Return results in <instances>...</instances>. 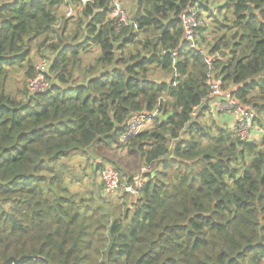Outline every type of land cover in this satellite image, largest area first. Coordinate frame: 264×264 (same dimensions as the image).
<instances>
[{"label":"trees","instance_id":"obj_1","mask_svg":"<svg viewBox=\"0 0 264 264\" xmlns=\"http://www.w3.org/2000/svg\"><path fill=\"white\" fill-rule=\"evenodd\" d=\"M72 1L67 17V0H0V263L264 264V137L211 113L206 61L262 122L264 0H121L128 24L114 0ZM195 2L192 45L181 16ZM43 58L49 87L30 91ZM157 107L122 147L129 120ZM108 166L116 196L99 179Z\"/></svg>","mask_w":264,"mask_h":264},{"label":"built area","instance_id":"obj_2","mask_svg":"<svg viewBox=\"0 0 264 264\" xmlns=\"http://www.w3.org/2000/svg\"><path fill=\"white\" fill-rule=\"evenodd\" d=\"M94 0H81L82 4H86ZM114 17H118L120 22L128 24L130 23L131 14L128 8L121 0L113 1ZM74 8L70 5L65 14L67 17L72 16ZM184 37L192 44L195 45L198 41V29L202 23L201 10L198 2L192 4L186 9L182 16ZM137 28V25H135ZM203 52V49H200ZM173 58L177 56V51L172 53ZM215 57H207L206 61L209 65V71L207 74V83L210 87V94L208 98V104L210 105V111L214 114H221L228 119V129L240 139H250L256 137H264V120L259 122L255 111L246 108L235 97L231 95V92L223 89V81L221 78H216L212 62ZM48 66V60L43 58L38 60L35 65L36 75L28 80V88L33 92H42L49 87V80L45 76V70ZM160 115L159 108H155L152 112L140 113L133 116L120 138V145L127 147L131 139L141 133L143 130L148 129L154 122L155 118ZM230 122V123H229ZM149 166L143 165L140 172L144 173L148 171ZM99 179L105 187V191L110 196H116L121 187L123 186V179L119 172L111 166L103 169L99 174ZM141 179L138 181V187L141 184ZM129 192L134 191L138 194L137 190L131 186H126Z\"/></svg>","mask_w":264,"mask_h":264},{"label":"rangeland","instance_id":"obj_3","mask_svg":"<svg viewBox=\"0 0 264 264\" xmlns=\"http://www.w3.org/2000/svg\"><path fill=\"white\" fill-rule=\"evenodd\" d=\"M38 55V54H37ZM95 53H91V54H88L86 56H84L85 58V61L86 62H89L93 59ZM10 84H11V88L14 89L15 87H21L23 85V75L22 73L18 72H14L11 74V80H10ZM113 157L118 160V161H127V166L129 167H133L132 164H134V161H132V159L128 158L127 155H126V152L125 151H116L115 153L112 154ZM92 161H90L89 163H91ZM81 163L84 165L83 167L86 168L87 171H89L90 167L87 165L88 162L86 160V158H82L81 160Z\"/></svg>","mask_w":264,"mask_h":264},{"label":"water","instance_id":"obj_4","mask_svg":"<svg viewBox=\"0 0 264 264\" xmlns=\"http://www.w3.org/2000/svg\"><path fill=\"white\" fill-rule=\"evenodd\" d=\"M67 2L69 3V4H71L72 5V0H67ZM248 14H250V13H254L255 12V8H254V6L252 5V4H248V9H247V11H246ZM159 116V115H158ZM161 117V116H160ZM130 194H131V197H132V200H134V199H136L137 198V193L136 192H134V191H131L130 192ZM29 256H27V255H23V256H21V257H19V258H16V257H14V256H11V257H9V258H7L5 261H3V262H1L0 264H19V263H21L23 260H25L26 258H28Z\"/></svg>","mask_w":264,"mask_h":264},{"label":"crops","instance_id":"obj_5","mask_svg":"<svg viewBox=\"0 0 264 264\" xmlns=\"http://www.w3.org/2000/svg\"><path fill=\"white\" fill-rule=\"evenodd\" d=\"M225 119L226 122H228V119H226V117H223ZM230 123V122H229Z\"/></svg>","mask_w":264,"mask_h":264}]
</instances>
